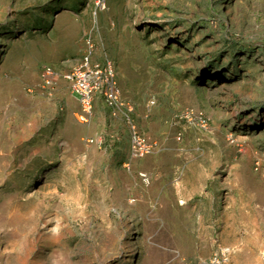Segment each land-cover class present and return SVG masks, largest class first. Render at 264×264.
<instances>
[{"label":"rangeland","instance_id":"1","mask_svg":"<svg viewBox=\"0 0 264 264\" xmlns=\"http://www.w3.org/2000/svg\"><path fill=\"white\" fill-rule=\"evenodd\" d=\"M74 17L157 146L126 168L29 92L81 56L56 37ZM220 244L264 264V0H0V264H200Z\"/></svg>","mask_w":264,"mask_h":264},{"label":"built area","instance_id":"2","mask_svg":"<svg viewBox=\"0 0 264 264\" xmlns=\"http://www.w3.org/2000/svg\"><path fill=\"white\" fill-rule=\"evenodd\" d=\"M104 6L102 1L96 2V10L100 11ZM83 41L84 54L64 60L59 67L43 66L39 74L37 91L29 90V92L31 94L39 92L48 99H54L57 97L61 83L66 82L70 95L79 103V111L75 113L78 123L88 125L93 121L98 100L103 101L112 120L118 118L124 122L130 137L128 165L153 154L157 146L140 128L135 104L123 96L115 60L108 56L95 60L97 48L92 35L88 33ZM155 104L156 99L152 98L150 105ZM178 119L191 128L208 130L210 127V120L203 112L189 109L179 115ZM178 139H182L181 134ZM87 143L95 144L98 148H103L106 144L103 136L99 139H88ZM141 177L146 184L149 183L147 174L142 173ZM232 254L233 248L220 244L213 256L200 264H229Z\"/></svg>","mask_w":264,"mask_h":264},{"label":"crops","instance_id":"3","mask_svg":"<svg viewBox=\"0 0 264 264\" xmlns=\"http://www.w3.org/2000/svg\"><path fill=\"white\" fill-rule=\"evenodd\" d=\"M62 17L63 16H60V18H58L56 22H58ZM72 19H73V21L70 24L71 25L70 26L71 32L68 33L67 36L65 35L61 38H59L58 36H56V37H57L59 43L66 42L68 39L72 40V51L69 50L68 51L69 53H67V54L82 55V54H84L85 50H84V48H82V46L80 44V36H81L80 22L75 17ZM95 60H98V56L95 57ZM64 87H66V89ZM57 97L63 103L66 101L65 106L67 108V110L65 111L66 115L64 117H61L60 115H58L57 119L59 121L64 122L63 125L65 126L66 130H68V131L75 130L76 120L74 118V113L77 112V109L79 107V103L77 102V100H75V98H73V96L69 95L66 82L61 83V87L59 89V92L57 93ZM91 124H93V127L90 129L88 135L90 137H92V136H96L99 134H103V135L106 134L105 142H106L107 148L111 151V154H113V157H112L113 160L117 159V156L120 154L124 155L125 153H128V155L122 156V159H123L122 160L123 161L122 167L126 168L128 166V164H127L128 158H127V160H125L126 158H124V157H127V156L129 157V148H130L129 132H128L127 127L125 125L123 126V124L120 122L112 124V121H111L110 116H109V110L107 109V107L105 106L103 101H101V100H98L96 102L95 116H94L93 122ZM109 124H112V125H109ZM85 126H89V125H85ZM118 127L121 129L120 132L117 131ZM111 132H113L115 134H117V132H118L117 136L119 137L118 139H116L113 142V144H110V142H112V141L108 138V136L111 134ZM112 164H113V162H111L108 165V167L112 166ZM111 168H112L111 171L114 173L116 171V168L115 167H111Z\"/></svg>","mask_w":264,"mask_h":264},{"label":"bare ground","instance_id":"4","mask_svg":"<svg viewBox=\"0 0 264 264\" xmlns=\"http://www.w3.org/2000/svg\"><path fill=\"white\" fill-rule=\"evenodd\" d=\"M61 16H63V15H61ZM253 127H255L254 122H252V123L250 124V127H249V128H253ZM9 133H10V131H9Z\"/></svg>","mask_w":264,"mask_h":264}]
</instances>
